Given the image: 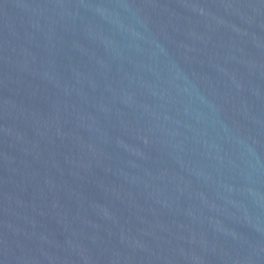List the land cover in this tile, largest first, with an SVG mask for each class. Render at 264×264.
I'll list each match as a JSON object with an SVG mask.
<instances>
[{
    "label": "water",
    "instance_id": "1",
    "mask_svg": "<svg viewBox=\"0 0 264 264\" xmlns=\"http://www.w3.org/2000/svg\"><path fill=\"white\" fill-rule=\"evenodd\" d=\"M0 168L93 264H264V0H0Z\"/></svg>",
    "mask_w": 264,
    "mask_h": 264
}]
</instances>
